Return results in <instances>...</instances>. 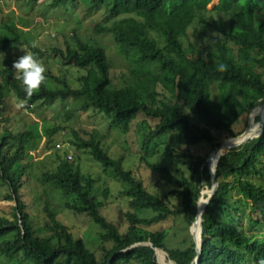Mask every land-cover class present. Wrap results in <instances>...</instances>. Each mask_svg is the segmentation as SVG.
Returning a JSON list of instances; mask_svg holds the SVG:
<instances>
[{
    "label": "trees",
    "instance_id": "obj_1",
    "mask_svg": "<svg viewBox=\"0 0 264 264\" xmlns=\"http://www.w3.org/2000/svg\"><path fill=\"white\" fill-rule=\"evenodd\" d=\"M21 1L32 6L39 0ZM211 1L87 0V15L98 12L101 6L106 10L93 31L96 35H110L124 60L126 75L120 87L113 86L104 49L76 35L64 49L51 50L60 68L84 71L76 78L78 88H72L64 74L46 69V81L28 98L13 70L0 71L9 93L25 110L50 106L56 100L78 101L79 111L102 114L109 120V127L124 134L143 116L147 133L141 151L147 152L149 141L174 133L176 144L166 155L190 167L189 177L180 170L175 175L169 168L140 157L169 186V195L180 201L175 206L150 193L133 171L123 168L122 159L111 157L94 137L85 140L72 132L74 139L70 143L76 151L87 154L122 184L121 195L127 200V229L120 232L116 224L101 214L104 203L95 198L96 180L83 174L66 156L57 157L56 170L42 174L41 179L62 194L65 209L87 215L101 230L100 239L111 247L104 249V256L98 260L47 206L43 228L46 234L39 236L19 195L25 173L20 161L25 157L32 132L14 137L9 127L3 125L6 97L0 84V183L8 190L6 198L16 203L11 214L0 216L1 258L28 264H157L150 247L129 250L139 243H151L173 263L193 264L196 254L190 232L184 248L170 249L166 246V230L144 234L142 228L177 217H182L190 227L200 193L204 192L200 200L203 204L211 185L205 167L208 155L224 140L243 133L252 110L264 98V0H218L212 12L220 18L213 22L206 9ZM80 2L50 0L49 6L56 9ZM0 23L10 34H0V46L23 45L12 27L1 19ZM190 30L195 41L207 38L208 31L213 30L216 34L210 50H198L189 41ZM30 48L42 55L36 47ZM220 65H226L227 70L221 71ZM61 130L55 127L47 134L53 136ZM13 138L16 149L9 153ZM254 139L250 145L224 154L216 164L218 189L203 214L198 264H259L264 260V234L258 233L264 231V184L252 182L255 176L264 177V128L262 136ZM200 144L209 147L204 156L178 153V149ZM46 147L51 148L49 143ZM177 157L188 160H176ZM233 190L240 199L233 200ZM102 195L106 199L109 193L104 190ZM166 254L160 252L159 260L162 257L169 264Z\"/></svg>",
    "mask_w": 264,
    "mask_h": 264
},
{
    "label": "rangeland",
    "instance_id": "obj_2",
    "mask_svg": "<svg viewBox=\"0 0 264 264\" xmlns=\"http://www.w3.org/2000/svg\"><path fill=\"white\" fill-rule=\"evenodd\" d=\"M50 0H39L35 5H26L21 0H0V19L18 33L19 40L23 45L0 46V71L4 68L12 69L13 61L23 55L25 51H32L30 46L36 48L42 55L36 54L46 69L55 74H64L72 88H78L76 78L83 75V70L74 68H60L58 58L52 54V48L64 49L66 43H71V37L76 35L80 40L93 42L104 49L110 62V76L113 86L120 87L124 82L126 69L123 58L118 54L112 37L107 34H94V26L102 20L105 15V8L101 6L98 12L92 15L86 14L87 0H81L75 6L67 5L52 9L49 6ZM218 4V0H212L206 7L210 22L218 20L220 15L212 12ZM0 34L10 36L6 33L0 23ZM191 41L198 50H210L212 38L215 36L213 30L208 31V37L201 41H195L189 32ZM34 53V52H33ZM1 92L6 97V108L3 113V125H7L14 137L20 133L31 131L32 137L26 144L25 157L20 161V166L25 167L23 183L19 190L20 199L23 202L26 212L31 218L33 229L39 236L46 234L43 231L47 215L44 208L47 206L56 214L57 221L69 228L75 238L82 239L86 247L94 253L98 260L104 256V249H110L111 244L103 242L99 234L101 230L90 218L85 215H78L64 207L65 198L50 183L41 179L42 174L54 172L58 165L57 157L66 158L75 164L83 174H88L96 180L95 198L104 203L101 214L110 222L117 225L120 232L127 229L124 213L127 211V200L121 195L123 186L115 180L109 172H104L100 165L94 162L87 154L76 151L71 145L74 139L72 132L85 140L94 137L106 149L108 154L116 159H122L123 168L133 171L136 177L141 179L144 187L152 194L172 205L178 206L179 200L169 195V186L161 181L158 174L149 170L145 163L140 160L141 155L145 161L159 167L169 168L175 175L176 170L182 171L187 177L190 175V167L187 164L176 162L166 155L176 144L175 134L171 133L161 139L151 140L148 143L147 152L141 151V145L147 133V126L144 117L139 116L131 125L127 134L116 128L109 127V120L102 114L89 110L81 112L78 110L80 102L68 100L61 103L54 101L50 106L33 107L32 110H25L20 102L11 96L6 84L0 76ZM252 114V112H251ZM250 114V115H251ZM259 114V113H258ZM257 114V115H258ZM258 118V116H256ZM249 122V121H248ZM148 124L153 123L148 121ZM248 125V124H247ZM55 127L62 128L61 131L48 136L47 131ZM259 130V125L254 123L253 129ZM9 146V153L16 149L15 139ZM49 143L50 149L46 145ZM54 144H56L54 149ZM209 147L200 144L188 149H178V153L193 156H204ZM186 162L188 158L177 157L176 160ZM264 177L255 176L252 182L264 184ZM107 190L109 195L103 199L102 192ZM7 188L0 183V216L11 214L16 206L15 201L8 200ZM233 200L240 199L235 190L231 192ZM150 214H146L149 216ZM221 216V215H220ZM222 218V216H221ZM246 226V219L244 221ZM190 228V227H189ZM187 224L182 217L168 218L164 222L151 227L142 228V233L150 234L156 231L166 230L168 238L166 246L170 249L184 248L188 241ZM258 232V231H257ZM264 234L263 230L258 233ZM168 261V257L166 255ZM19 260V259H18ZM6 261L0 257V264H28L17 261ZM129 264H138L132 262Z\"/></svg>",
    "mask_w": 264,
    "mask_h": 264
},
{
    "label": "water",
    "instance_id": "obj_3",
    "mask_svg": "<svg viewBox=\"0 0 264 264\" xmlns=\"http://www.w3.org/2000/svg\"><path fill=\"white\" fill-rule=\"evenodd\" d=\"M264 106V98H262L261 103L258 107L254 108L252 110L255 111L261 107ZM259 115V114H258ZM251 116V115H250ZM250 116H249V122L248 125L246 127V129L243 131V133H241L239 136L237 137H233V138H228L226 140H224L217 148H215L207 157L206 161H205V167L207 169V173L210 179V188L206 191L205 193V199L203 204H200V200L203 198V191L200 193V196L197 200V204H196V212H195V216H194V220L192 221L189 231L190 234L192 236V240H193V244H194V249H195V259L193 261V264H198L199 263V258L201 255V247H202V243H203V214L206 210V207L208 206V204L211 202V200L214 198L217 189H218V183L215 179V171H216V165L215 168H212V162L213 159L215 158V156H217L216 159V164L219 161V158L221 156H223L224 154L237 149V148H242L245 146H248L252 143L254 138H251L248 134L249 131V127H250ZM258 124H259V134L255 137L254 140L259 139L262 134H263V128H264V117L262 118L260 115L258 116ZM198 226V235H196L195 232V227ZM139 246H148L151 249L154 250L155 252V258H156V262L157 264H163L160 260H159V252H163L164 254H166L164 251L156 248L153 244L151 243H139L136 244L134 246H132L129 250L134 249L136 247ZM126 252V251H125ZM167 255V254H166ZM169 264H175L172 261L168 260L167 261Z\"/></svg>",
    "mask_w": 264,
    "mask_h": 264
},
{
    "label": "clouds",
    "instance_id": "obj_4",
    "mask_svg": "<svg viewBox=\"0 0 264 264\" xmlns=\"http://www.w3.org/2000/svg\"><path fill=\"white\" fill-rule=\"evenodd\" d=\"M32 47H36V45L33 44ZM21 50L24 54L13 61L12 69L14 78L23 85L26 97L31 98L46 81V68L35 53ZM219 69L225 71L227 67L220 65ZM259 264H264V260H261Z\"/></svg>",
    "mask_w": 264,
    "mask_h": 264
},
{
    "label": "bare ground",
    "instance_id": "obj_5",
    "mask_svg": "<svg viewBox=\"0 0 264 264\" xmlns=\"http://www.w3.org/2000/svg\"><path fill=\"white\" fill-rule=\"evenodd\" d=\"M258 113L262 118L264 117V106L253 111L251 116H250V127H249L248 134L251 138H255L259 134V130H257L256 128L253 129L256 116H259V115H257ZM216 159H217V156H215V158L213 159V162H212V168L213 169L215 168V165H216ZM195 232H196V235H198V226L195 227ZM158 256H160V252H159ZM161 262L163 264H167L164 262L162 257H161Z\"/></svg>",
    "mask_w": 264,
    "mask_h": 264
}]
</instances>
